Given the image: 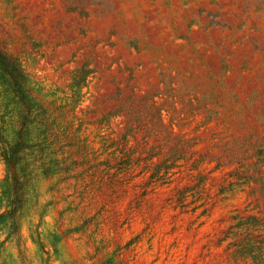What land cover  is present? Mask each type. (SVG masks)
<instances>
[{"label": "rangeland", "instance_id": "1", "mask_svg": "<svg viewBox=\"0 0 264 264\" xmlns=\"http://www.w3.org/2000/svg\"><path fill=\"white\" fill-rule=\"evenodd\" d=\"M0 38L60 138L28 140L66 169L37 171L0 264H264L217 243L264 228V0H0ZM27 110L0 74L12 144Z\"/></svg>", "mask_w": 264, "mask_h": 264}, {"label": "trees", "instance_id": "2", "mask_svg": "<svg viewBox=\"0 0 264 264\" xmlns=\"http://www.w3.org/2000/svg\"><path fill=\"white\" fill-rule=\"evenodd\" d=\"M0 74L2 80L18 95L24 105L27 107L26 114L24 115V122L19 133V141L12 144L6 137L4 125H0V147L3 149L2 155L8 165V175L6 176L4 183L0 185V200H5L7 209L0 214V233L2 230L8 229V238L14 235L21 237L20 232V210L30 200L28 198L29 188L36 186V179H38V170L41 169L42 173L47 174L51 171L58 169L64 171L66 169L60 167L59 161L52 163L47 162V156L42 157L38 155L41 151L42 144L37 143L36 147L32 146L30 142L35 132H38L36 137L40 142L45 145V149L48 145L52 147L58 141L56 132V123L50 120L47 113L38 118L35 114V110L31 109L30 99L27 97L28 93L25 90L27 77L22 63L17 57L12 55L2 39L0 38ZM163 109H159V116H162ZM173 131V123L171 126ZM28 140V138H30ZM190 140H185L184 144L176 145L169 153V157L161 161L164 165V169L160 168L155 171L154 177L159 178L163 172H167L173 168L176 161L181 160L183 157L182 152L185 150V145ZM38 152V153H37ZM171 161V163H169ZM173 163V164H172ZM160 164V165H161ZM130 165V163H129ZM129 165H126L128 167ZM172 165H174L172 167ZM53 167H56L53 169ZM126 169V168H125ZM65 172V171H64ZM119 171L118 173H120ZM163 178V177H162ZM189 188H179L178 195L180 205L185 207V199L188 196ZM256 219V217H254ZM258 219V218H257ZM253 227L247 226V222H243L242 230L240 233L241 240L238 241L237 224H231L225 228L221 235L218 237V245L226 244V252L229 261L237 262L240 258L255 254L264 256V228L261 227L263 224L259 220ZM249 231V232H248ZM0 244V252H1Z\"/></svg>", "mask_w": 264, "mask_h": 264}]
</instances>
